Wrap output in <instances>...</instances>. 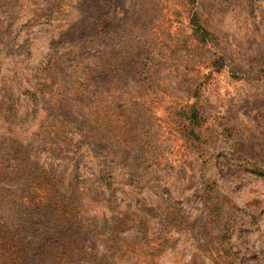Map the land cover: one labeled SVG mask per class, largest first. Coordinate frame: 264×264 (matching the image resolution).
I'll use <instances>...</instances> for the list:
<instances>
[{
  "label": "rangeland",
  "instance_id": "374dc122",
  "mask_svg": "<svg viewBox=\"0 0 264 264\" xmlns=\"http://www.w3.org/2000/svg\"><path fill=\"white\" fill-rule=\"evenodd\" d=\"M97 53L103 87H73ZM3 152L130 242L118 264H264V0H0Z\"/></svg>",
  "mask_w": 264,
  "mask_h": 264
},
{
  "label": "trees",
  "instance_id": "16d2710c",
  "mask_svg": "<svg viewBox=\"0 0 264 264\" xmlns=\"http://www.w3.org/2000/svg\"><path fill=\"white\" fill-rule=\"evenodd\" d=\"M100 26L93 28L91 35L98 46L103 31ZM91 57L94 60L82 68L84 72L73 80V87L94 88L95 91L103 87V79H106L103 59L99 53ZM111 60L110 69L115 70L116 62ZM57 103L59 105V101ZM191 117L197 118V113L193 111ZM52 124L57 125L55 121ZM57 139L58 134L54 133L49 142H57ZM8 161H11L10 156L3 152L0 164ZM21 176L0 177V184L5 179L21 181L19 190L0 186V264H77L85 256L94 264H118L126 257L131 243L115 230L106 235L91 222L53 172L37 161L32 172L24 170ZM116 222L118 228L122 221L116 219ZM139 223L147 227L146 220L140 219ZM98 238L107 242L106 250L100 253L88 250V241Z\"/></svg>",
  "mask_w": 264,
  "mask_h": 264
}]
</instances>
